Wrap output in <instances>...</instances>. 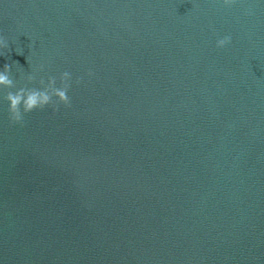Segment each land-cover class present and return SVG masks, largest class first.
<instances>
[{
    "label": "water",
    "instance_id": "water-1",
    "mask_svg": "<svg viewBox=\"0 0 264 264\" xmlns=\"http://www.w3.org/2000/svg\"><path fill=\"white\" fill-rule=\"evenodd\" d=\"M0 37V264H264V0H0Z\"/></svg>",
    "mask_w": 264,
    "mask_h": 264
},
{
    "label": "clouds",
    "instance_id": "clouds-1",
    "mask_svg": "<svg viewBox=\"0 0 264 264\" xmlns=\"http://www.w3.org/2000/svg\"><path fill=\"white\" fill-rule=\"evenodd\" d=\"M224 6H231L235 0H221ZM231 42L230 36H225L216 42L217 48H223ZM0 48H8V42L0 37ZM20 54V53H17ZM27 80L31 83L34 76L28 75ZM71 75L69 72H63L60 77V86L57 87L56 77H49L47 83L40 79V89L22 87L15 92H8L4 97L8 104L9 118L12 123L19 124L22 122L24 115L31 113L33 110H42L46 106L52 107L56 111L60 105L70 106V98L67 95L70 88ZM79 83V80H77ZM15 87V81L10 75L9 66L6 64L0 71V88L10 89Z\"/></svg>",
    "mask_w": 264,
    "mask_h": 264
}]
</instances>
